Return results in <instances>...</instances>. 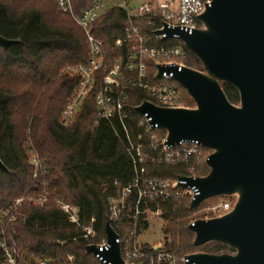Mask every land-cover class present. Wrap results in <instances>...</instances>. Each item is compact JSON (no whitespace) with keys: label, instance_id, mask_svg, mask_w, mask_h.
<instances>
[{"label":"trees","instance_id":"trees-1","mask_svg":"<svg viewBox=\"0 0 264 264\" xmlns=\"http://www.w3.org/2000/svg\"><path fill=\"white\" fill-rule=\"evenodd\" d=\"M70 1L79 13L94 0ZM128 23L119 8L110 9L94 23L93 34L102 41L106 54L105 67L97 72L95 84L79 105L72 123L64 126L60 122L61 111L79 82L78 76L64 69L87 57L83 31L69 14L58 10L55 0H0V35L18 40L5 49L0 46V159L6 167L0 169V210L8 209L0 216V239L28 259H45L49 264H100L85 246L99 244L105 237L107 202L116 192L114 182L124 186L133 174L119 125L114 123L117 137L106 121L95 124V94L100 77L111 68L113 58L125 51L115 47L114 40ZM185 49V64L203 70L198 59ZM221 87L227 99L238 105L235 87L228 83H221ZM128 94L126 125L132 136L143 134L134 107L145 96L136 89H129ZM185 103L193 106L188 94ZM29 149L43 161L35 182ZM149 171L172 179L187 173L185 165L180 164L149 166ZM197 171H201L199 176L207 174L205 165ZM40 183H47L46 190L54 191L52 196L76 205L83 225L93 219L95 235L84 238L82 227L70 223L53 204L41 207L24 201L13 206L15 199L26 193L38 194ZM160 209L166 248L177 257L191 253L193 233L188 225L195 209H190L189 197L160 203ZM148 225L142 221L139 227L145 230ZM202 246L201 252L206 253L233 252L218 242ZM68 257L73 260L70 262Z\"/></svg>","mask_w":264,"mask_h":264},{"label":"built area","instance_id":"built-area-1","mask_svg":"<svg viewBox=\"0 0 264 264\" xmlns=\"http://www.w3.org/2000/svg\"><path fill=\"white\" fill-rule=\"evenodd\" d=\"M55 1L58 10L69 14L83 31L87 43L85 60L73 66L67 65L64 69L70 75L79 77L76 89L66 100L60 114V122L64 126L72 123L79 105L95 84L97 72L105 67L106 54L102 41L93 34L94 23L112 8L122 9L129 20L122 35L114 40L115 47L125 48V51L113 58L111 68L100 77V87L95 94V124L99 120L106 121L117 137L119 135L114 123L119 125L133 174L131 181L124 186L114 182L116 192L108 198L107 219L118 234L121 257L126 264H188V254L175 256L166 248L165 242H142L140 236L144 230L139 225L142 221H149L148 213L160 217V203L184 195L189 197L190 202L197 194L194 187L176 188L178 183L184 184L185 180L152 174L149 166L185 165L187 173L182 176L198 177L197 170L207 166L208 155H204L206 148L197 141L165 145L166 131L156 124L152 126L151 118L146 113L136 112L135 107L143 101L165 108L190 107L185 103L187 93L174 80L173 72H163L157 77L156 65L176 66L178 71L187 67L185 45L178 34L168 37L166 30L178 28L191 33L200 28L202 23L198 16L210 6L211 0H94L79 13L73 10L70 0ZM129 89H136L145 96L134 107L137 125L143 127V134L137 133L135 136H132L126 125ZM28 156L34 169L35 182L43 169V161L31 149L28 150ZM46 186L47 183H40L38 194L26 193L15 199L13 206H19L24 201L41 207L53 204L67 216L70 223L82 227L84 238L93 237V219L88 225H83L80 222L79 208L59 196H52L54 191L48 192ZM231 209L229 201H220L206 206L203 218L220 216ZM7 211V208L1 209L0 216ZM120 229L125 231L120 233ZM95 245L100 251L108 248L105 237ZM0 249V264H49L45 259L26 258L2 239ZM92 256L100 264H104L98 254ZM68 259L70 262L73 260L72 257Z\"/></svg>","mask_w":264,"mask_h":264},{"label":"water","instance_id":"water-1","mask_svg":"<svg viewBox=\"0 0 264 264\" xmlns=\"http://www.w3.org/2000/svg\"><path fill=\"white\" fill-rule=\"evenodd\" d=\"M198 18L202 26L191 33L166 32L178 34L203 70L156 65L157 77L173 72L194 106L165 108L143 101L135 110L166 131L165 145L197 141L211 151L206 175L178 176L185 183L176 188L197 190L190 209L214 197L237 196L229 212L188 225L193 247L218 242L233 252L190 253L188 264H264V0H211ZM17 42L0 35L4 49ZM221 83L235 87L238 105L227 99ZM0 169L6 170L1 159ZM104 232L108 248L100 251L90 243L86 252L98 254L104 264H126L108 219Z\"/></svg>","mask_w":264,"mask_h":264},{"label":"rangeland","instance_id":"rangeland-1","mask_svg":"<svg viewBox=\"0 0 264 264\" xmlns=\"http://www.w3.org/2000/svg\"><path fill=\"white\" fill-rule=\"evenodd\" d=\"M194 106V103H193ZM192 106V107H193ZM211 153L210 150L205 149L204 150V155H209ZM207 168V173L209 171L208 167ZM201 171H197L196 174L200 173ZM237 200V196L235 195H228V196H218L216 198H211L203 201L196 209L195 211L189 216V219L191 218V222L196 220V219H204L203 217V209L208 206V205H213L216 204L220 201H229L232 204V207L234 206L235 202ZM217 217V216H213ZM211 217V218H213ZM148 222L149 225L147 229L141 233L140 240L142 242H147L149 244L157 243V242H165V237L162 234L161 228L163 226V221L157 217L156 215H153L151 213H148ZM194 238V235H193ZM203 246L200 247H193V250L191 253L195 252H201ZM190 254V253H189Z\"/></svg>","mask_w":264,"mask_h":264}]
</instances>
